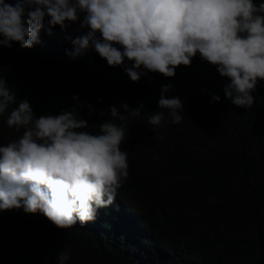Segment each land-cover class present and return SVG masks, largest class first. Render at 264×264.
Returning a JSON list of instances; mask_svg holds the SVG:
<instances>
[{"label": "trees", "instance_id": "obj_1", "mask_svg": "<svg viewBox=\"0 0 264 264\" xmlns=\"http://www.w3.org/2000/svg\"><path fill=\"white\" fill-rule=\"evenodd\" d=\"M83 31L77 22L49 35L45 20L31 48L0 45V76L17 97L0 115V145L22 135L6 124L19 100L37 117L75 107L92 134L110 119L111 105L123 113L121 104L142 103L139 117L123 121L128 178L114 203L83 225L60 229L39 211L0 210V264H59L65 251V264H264V80L251 93L252 106H236L224 94L227 78L197 54L173 77L141 69L146 75L133 82L92 47L69 55L65 37ZM189 78L196 82L182 100L181 122L172 124L166 113L163 126L148 125L162 110V87L171 85L165 98L179 97ZM160 135L151 156L145 147Z\"/></svg>", "mask_w": 264, "mask_h": 264}, {"label": "clouds", "instance_id": "obj_2", "mask_svg": "<svg viewBox=\"0 0 264 264\" xmlns=\"http://www.w3.org/2000/svg\"><path fill=\"white\" fill-rule=\"evenodd\" d=\"M57 25L66 30L79 22L81 35L66 36L71 56L92 47L108 66H120L133 82L146 72L173 77L178 66H190L197 54L214 65L228 82L224 94L236 106L253 105L252 92L264 80V2L254 0H0V45L18 42L31 48L38 33ZM131 62V66L125 63ZM171 85L161 89V111L147 117L148 125L163 126L182 120L180 97L165 98ZM75 100L76 97L74 96ZM219 96H212L219 101ZM17 97L0 76V115ZM109 108L110 119L99 132L77 109L35 116L27 99L19 100L6 119L8 128L22 135L0 145V210L37 211L57 228H70L96 219L97 211L111 206L117 189L128 178L123 127L144 109L127 103ZM91 113V106H89ZM100 116L104 113L100 112ZM119 121L120 123H117ZM70 259L59 254V264Z\"/></svg>", "mask_w": 264, "mask_h": 264}, {"label": "rangeland", "instance_id": "obj_3", "mask_svg": "<svg viewBox=\"0 0 264 264\" xmlns=\"http://www.w3.org/2000/svg\"><path fill=\"white\" fill-rule=\"evenodd\" d=\"M194 82H196V81L193 80V79H190V78L188 79V81L186 83V87H184L183 92L180 93V96L179 97L181 98V100L186 99V97L188 95L189 88L192 87V85L194 84ZM161 137H162V135H160L156 140H154L152 147H150V146H146L145 147V148L150 149L149 153L151 154V156L157 154V151H159L158 149H159V147L161 145Z\"/></svg>", "mask_w": 264, "mask_h": 264}]
</instances>
